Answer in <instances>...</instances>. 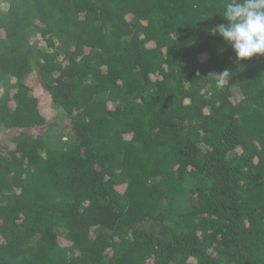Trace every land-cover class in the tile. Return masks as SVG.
I'll return each mask as SVG.
<instances>
[{
    "label": "trees",
    "instance_id": "16d2710c",
    "mask_svg": "<svg viewBox=\"0 0 264 264\" xmlns=\"http://www.w3.org/2000/svg\"><path fill=\"white\" fill-rule=\"evenodd\" d=\"M224 3L0 0V264H264V55Z\"/></svg>",
    "mask_w": 264,
    "mask_h": 264
},
{
    "label": "clouds",
    "instance_id": "9594fccd",
    "mask_svg": "<svg viewBox=\"0 0 264 264\" xmlns=\"http://www.w3.org/2000/svg\"><path fill=\"white\" fill-rule=\"evenodd\" d=\"M227 24L214 32L230 45L237 61L264 55V0H225L220 13ZM220 75L229 78V71Z\"/></svg>",
    "mask_w": 264,
    "mask_h": 264
},
{
    "label": "rangeland",
    "instance_id": "374dc122",
    "mask_svg": "<svg viewBox=\"0 0 264 264\" xmlns=\"http://www.w3.org/2000/svg\"><path fill=\"white\" fill-rule=\"evenodd\" d=\"M35 39H37L38 41H37V46L38 47H44L45 46V43L39 38V36L38 35H36V37H35ZM36 78H37V75H35V72L31 75V82H32V84L34 83V81L36 80ZM36 90V89H35ZM35 93H37V96H39V100L40 99H45V100H47L46 98H44V95H43V93L41 92V91H39V90H37V92H35ZM43 100H42V102H41V107L44 109V110H46V111H48L49 109H48V106H49V99L46 101V105H43L42 103H43ZM42 113H44L43 111H41ZM58 118L59 117H57V116H51V117H49L48 119L50 120H55V121H58ZM60 131V129L59 130H57V132H59ZM63 131V133H65V130H62ZM55 132V134H56V131H54ZM6 135V134H5ZM62 137H61V140L62 141H64V142H66V140H67V135L65 134L64 136H63V134L61 133L60 134ZM2 136H4V135H2ZM10 137V135H8L7 137H2L5 141L7 140V138H9ZM2 139V140H3ZM9 141V140H8Z\"/></svg>",
    "mask_w": 264,
    "mask_h": 264
}]
</instances>
